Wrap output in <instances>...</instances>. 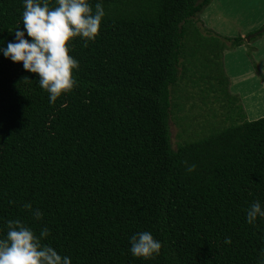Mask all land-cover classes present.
<instances>
[{
	"label": "trees",
	"instance_id": "obj_1",
	"mask_svg": "<svg viewBox=\"0 0 264 264\" xmlns=\"http://www.w3.org/2000/svg\"><path fill=\"white\" fill-rule=\"evenodd\" d=\"M211 1L100 0L98 35L70 42L77 86L52 103L0 54V238L15 219L37 235L47 226L42 243L71 264H264V217L246 220L252 202L264 206V116L246 120L230 94L222 52L246 43L203 26ZM23 7L0 0V47L23 30ZM200 81L228 125L172 146L171 117H193L184 85ZM140 231L162 242L159 255H131Z\"/></svg>",
	"mask_w": 264,
	"mask_h": 264
},
{
	"label": "clouds",
	"instance_id": "obj_2",
	"mask_svg": "<svg viewBox=\"0 0 264 264\" xmlns=\"http://www.w3.org/2000/svg\"><path fill=\"white\" fill-rule=\"evenodd\" d=\"M22 25L12 33L14 39L0 47V54L13 63L36 75L41 89L48 93L50 103L62 94H67L77 86L74 71L79 62L69 55L70 42L80 37L86 43L98 35L103 5L98 0L93 11L89 0H23ZM25 35L30 39H26ZM27 79V77H25ZM195 164L187 166V171L195 170ZM23 207L39 221L43 213L33 209L30 203ZM257 217H264V206L259 200L246 209V220L254 223ZM7 232L0 238V264H71L69 256H61L49 244L42 243L49 235L47 226L39 235L19 220H8ZM225 243H230L228 238ZM129 251L133 257L150 259L160 254L162 242L149 231H140L129 238Z\"/></svg>",
	"mask_w": 264,
	"mask_h": 264
},
{
	"label": "crops",
	"instance_id": "obj_3",
	"mask_svg": "<svg viewBox=\"0 0 264 264\" xmlns=\"http://www.w3.org/2000/svg\"><path fill=\"white\" fill-rule=\"evenodd\" d=\"M211 8H213L211 12L205 14ZM203 13L206 24L214 33L224 37L240 36L245 39L246 44L232 49L229 47L222 52V67L229 79L230 93L237 94L242 99L246 110L253 108L255 115L264 112V106H260L263 99L256 96L258 87L255 86L259 85V81L254 71L257 70V63L264 74V33L252 41L248 35L264 25V0H212ZM248 46L253 51L249 52L251 62ZM252 92L255 93L254 96ZM246 103L251 106H246Z\"/></svg>",
	"mask_w": 264,
	"mask_h": 264
},
{
	"label": "rangeland",
	"instance_id": "obj_4",
	"mask_svg": "<svg viewBox=\"0 0 264 264\" xmlns=\"http://www.w3.org/2000/svg\"><path fill=\"white\" fill-rule=\"evenodd\" d=\"M212 9L213 8H211L210 10H207L205 14L208 12H211ZM201 14L199 15V19L201 23L203 24L205 28L210 29V27L205 22L206 21V18H204L205 14L204 13L202 15ZM250 46H252V43L250 44ZM252 52L253 51H250V53ZM250 53L248 54V56L251 62ZM256 66H257V70L254 69V71L256 72L258 76L257 78L259 81V85L255 86V87H258V89L256 90L257 91L256 96L257 98L263 99V101H261L262 103L260 106L262 105L264 106V74L260 71V68L258 67L257 63H256ZM198 71L200 72L199 78L203 77L205 71L202 69L201 70L199 69ZM200 82L201 84H197V85L188 84L189 82H187V84H185L184 86L191 87V90H192L190 93H188L189 94L188 99H190V101L193 102V105H192L193 111H187V112L193 115L192 119L195 122V124L197 123L196 126L199 127V125H202V129L199 127L198 130L194 131L193 129H195L194 128L195 124H193L192 126L191 124L192 119L190 120L189 123H186L185 125H183V121H181V119L178 117L176 118L177 115L182 116V114L175 112L177 113V115L174 114L171 117L170 122H169L172 146H175V144L179 141L186 142V141L198 140L204 136L211 134V132L219 130L228 125V123H226V125L224 126L220 125L221 120H223L224 118V115H223L224 113H222L221 115L220 111H222V109L218 107L217 105H212L213 97L210 91L207 89L206 84L203 81H200ZM190 83H193V82H190ZM254 94L255 93L252 92V96H254ZM232 95L239 98L237 94H232ZM240 104L242 108L245 110L246 120L248 121L256 120L264 116V112H261L258 115H255V110L253 108L252 109L249 108L248 110H246L244 108V103L242 99H240ZM225 106H226V109H229L230 107L227 103ZM246 106L250 107L251 104L246 103Z\"/></svg>",
	"mask_w": 264,
	"mask_h": 264
}]
</instances>
